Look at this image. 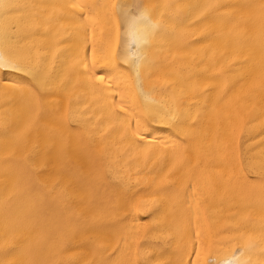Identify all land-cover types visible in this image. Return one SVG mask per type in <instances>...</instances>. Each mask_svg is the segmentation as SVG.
I'll return each instance as SVG.
<instances>
[{"label":"bare ground","instance_id":"6f19581e","mask_svg":"<svg viewBox=\"0 0 264 264\" xmlns=\"http://www.w3.org/2000/svg\"><path fill=\"white\" fill-rule=\"evenodd\" d=\"M0 264H264V0H0Z\"/></svg>","mask_w":264,"mask_h":264}]
</instances>
